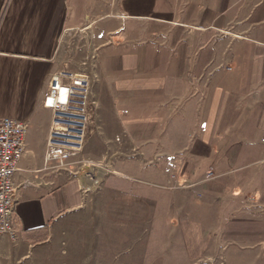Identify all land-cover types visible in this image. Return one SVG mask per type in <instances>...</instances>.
<instances>
[{
  "label": "crops",
  "instance_id": "obj_1",
  "mask_svg": "<svg viewBox=\"0 0 264 264\" xmlns=\"http://www.w3.org/2000/svg\"><path fill=\"white\" fill-rule=\"evenodd\" d=\"M87 24L93 132L141 152L94 189L44 164L41 103ZM0 116L27 123L0 264H264V0H0Z\"/></svg>",
  "mask_w": 264,
  "mask_h": 264
},
{
  "label": "built area",
  "instance_id": "obj_2",
  "mask_svg": "<svg viewBox=\"0 0 264 264\" xmlns=\"http://www.w3.org/2000/svg\"><path fill=\"white\" fill-rule=\"evenodd\" d=\"M91 59L88 71L58 69L47 83L41 98L42 105L51 112L44 150L46 166L51 161L60 164L64 158L81 152L87 142L91 109L94 104L92 82L97 66L95 52ZM26 133V122L0 116V235L14 236L12 227L13 206L16 202L14 173L18 170V163L25 152ZM123 136H116V141L120 145L124 144ZM129 148L128 154L133 157L141 155L140 149L134 144ZM59 164L51 166L57 167ZM207 176L210 177L212 174Z\"/></svg>",
  "mask_w": 264,
  "mask_h": 264
},
{
  "label": "rangeland",
  "instance_id": "obj_3",
  "mask_svg": "<svg viewBox=\"0 0 264 264\" xmlns=\"http://www.w3.org/2000/svg\"><path fill=\"white\" fill-rule=\"evenodd\" d=\"M85 26H87V28L81 29ZM83 27L79 29L69 30L64 34V37L60 43V57L58 62L59 69L65 68L67 70H71L74 72L88 71L90 69L91 60H92L91 55L93 54L94 47L92 46L91 43V38H90L91 29L89 28V25L87 24L84 25ZM86 66L89 67L86 68ZM93 84L94 81L92 82V91H93ZM93 110L94 109L92 107L91 109L92 115H93ZM90 120L92 121L91 118ZM92 127L93 126H91V122H90L87 142L84 146V149L81 152L64 158L63 162L60 164L57 161L50 162L51 165H58V164L60 165L57 166L56 167L57 169L55 170L61 171V173L65 174L66 177H79L80 174L82 175L84 174L85 177H87V179H90V176H93L94 172L93 173L85 172L86 167L99 166L100 169H97L95 171V176L97 177L100 175V178L96 179L95 177L94 179L98 181L104 177L103 173L105 172V169L107 168L108 170L110 168L109 167V162L111 160L110 155L113 157L127 156L129 150L127 149L125 144L126 139H124L123 145H120L118 141L117 142L113 141V143L115 142L117 143L118 148L116 147L115 149L110 151L108 149L109 148L108 146H106L103 143H98V141L102 139L101 137L102 135H100L98 131L93 132ZM33 141H35V139L32 138L31 142H29L28 144V147L36 151H42V147H44L43 142L34 143ZM122 151L124 153H122ZM50 170L51 169H49L48 171Z\"/></svg>",
  "mask_w": 264,
  "mask_h": 264
},
{
  "label": "bare ground",
  "instance_id": "obj_4",
  "mask_svg": "<svg viewBox=\"0 0 264 264\" xmlns=\"http://www.w3.org/2000/svg\"><path fill=\"white\" fill-rule=\"evenodd\" d=\"M97 169H100L99 166H98V167L87 166L86 169H85V172H87V173H88V172H91V173L94 172V175H93V176H90V179H88V180L92 181V183H94V184L91 183V184H92L91 189H94L95 186H96V184L100 182V180H98V181L94 180L95 177H96V176H95V171H96ZM106 170H107V168L105 169V172H106ZM100 172H101V171H100ZM105 172H104V173H105ZM104 173H103V174H104ZM89 174H90V173H89ZM102 176H103V175H102ZM81 178L83 179V181H84L85 183L87 182V181H86L87 177H85L84 174L81 175ZM99 178H100V175L96 177V179H99ZM85 185H86V184H85Z\"/></svg>",
  "mask_w": 264,
  "mask_h": 264
}]
</instances>
